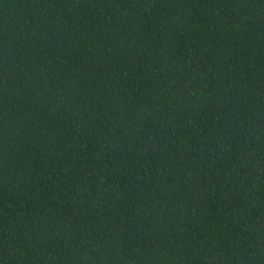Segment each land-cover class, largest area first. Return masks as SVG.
Segmentation results:
<instances>
[{
	"label": "trees",
	"instance_id": "obj_1",
	"mask_svg": "<svg viewBox=\"0 0 264 264\" xmlns=\"http://www.w3.org/2000/svg\"><path fill=\"white\" fill-rule=\"evenodd\" d=\"M0 264H264V0H0Z\"/></svg>",
	"mask_w": 264,
	"mask_h": 264
}]
</instances>
